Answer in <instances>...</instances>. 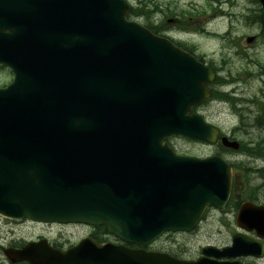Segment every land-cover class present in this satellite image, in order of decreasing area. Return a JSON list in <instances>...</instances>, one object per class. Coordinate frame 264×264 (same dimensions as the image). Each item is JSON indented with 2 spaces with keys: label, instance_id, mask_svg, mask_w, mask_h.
I'll return each instance as SVG.
<instances>
[{
  "label": "water",
  "instance_id": "1",
  "mask_svg": "<svg viewBox=\"0 0 264 264\" xmlns=\"http://www.w3.org/2000/svg\"><path fill=\"white\" fill-rule=\"evenodd\" d=\"M128 9L123 0H0V63L14 74L0 90V215L105 225L143 245L225 204L220 159L177 157L162 144L171 135L213 142L217 132L186 115L212 74L126 21ZM249 214L264 235V213L243 208L239 222ZM29 247L6 254L31 264H219L88 240L38 257Z\"/></svg>",
  "mask_w": 264,
  "mask_h": 264
},
{
  "label": "rangeland",
  "instance_id": "2",
  "mask_svg": "<svg viewBox=\"0 0 264 264\" xmlns=\"http://www.w3.org/2000/svg\"><path fill=\"white\" fill-rule=\"evenodd\" d=\"M133 8L141 5L148 6V9L154 10L157 5L159 9L183 14L182 18L175 15L163 20L165 25L171 29L165 33L182 46L195 50L198 56H201L205 62L218 71V76L223 80L234 82L225 84L220 88L221 92L236 88L235 96L239 98L234 104L235 107H248L254 111L255 116H259L260 111H264V21L253 22L248 18L256 15L257 6L250 3V0H126ZM215 11L214 14H212ZM221 13L214 18L216 14ZM212 14V15H210ZM163 15H156L152 21L157 24ZM180 17V16H179ZM214 18V19H212ZM144 17L135 19L136 22L144 25ZM172 19V23L167 24V20ZM183 20V21H182ZM179 28V29H178ZM204 28L211 37L202 31ZM249 36L257 37V41L248 46L245 39ZM12 80L11 73L0 67V87L9 84ZM231 97L234 94H230ZM233 105L229 103H211L204 108L209 120L218 123L225 131L231 132L232 126L238 127L236 133L237 140L240 143L247 142L250 138L254 139L258 135H264V130L245 131L249 123L245 122L239 125V120L230 114ZM244 116V113H242ZM242 131V132H240ZM178 155L204 157L212 153L205 147L196 146L193 143L184 140L181 137H172L169 141ZM201 145V144H200ZM264 156V153L260 154ZM233 158L243 160L245 163H255L258 169L264 167L262 157H252L246 159L243 156L235 155ZM218 219L213 218L208 223H203L199 228V234L196 237L189 238L185 234H178L163 237L156 248L161 251L196 254L200 246L212 244L222 246L227 243V232L219 226ZM232 226V224H230ZM33 230L24 227L17 228L14 225L6 224L0 217V244L7 246L12 239L26 238L34 236L44 231L30 225ZM63 229L57 227L48 234L54 235L60 231V235H71ZM76 235L82 236L87 233L84 228H76ZM27 230V231H26ZM68 231V230H67ZM74 232V231H72ZM218 232L219 235L216 233ZM1 259V258H0Z\"/></svg>",
  "mask_w": 264,
  "mask_h": 264
},
{
  "label": "flooded vegetation",
  "instance_id": "3",
  "mask_svg": "<svg viewBox=\"0 0 264 264\" xmlns=\"http://www.w3.org/2000/svg\"><path fill=\"white\" fill-rule=\"evenodd\" d=\"M186 52L193 55L195 58H197L199 61L202 59L197 57L194 53V51L190 48L185 47ZM224 84L216 83V79L213 83V85L209 86V89L212 91L214 89L220 90V88ZM214 97V100H219L218 97L212 92V98ZM242 113H244V116H242ZM236 117L239 120V125L245 122L249 123V127H252L251 129L247 128L245 131L250 130H264V119L259 120L255 115L254 111L252 113V110L250 108H242L237 111ZM206 119L205 121L218 127L220 130V125L217 123L211 121L208 119V117L204 116ZM235 131H238V127H235ZM242 132V131H240ZM255 140H259L261 143V146L264 149V135H258L255 137ZM222 155H224L225 160L228 162L230 167L233 170V177H232V183H231V201L230 204H228V207L226 210L228 212H231L230 215H226V210L223 212L218 213L220 216L222 215L223 218L228 217H236V213L239 211L240 207L244 203H252L257 206L264 207V168L259 170L257 165H253L255 163H245L242 161H239L237 158L231 157L233 154L230 151H223L221 152ZM262 159L264 161V156H262ZM211 214H215V211H211ZM15 224H29L28 222H14ZM104 234V231L101 228H91L90 232L87 233L85 237H74V236H31L27 238H20L17 239L16 242H14L12 245H10L13 248L19 249L22 246L26 244H39L42 242H46L49 247L52 249H58V250H67L74 246H76L80 241H82L84 238L91 239L97 243H103L105 241H112V239L109 238L106 234ZM101 235V236H99ZM247 237H253L255 236L253 233H249L246 235ZM264 244V241H263ZM240 261L244 264H255V260L252 258H242ZM19 264H28V263H19Z\"/></svg>",
  "mask_w": 264,
  "mask_h": 264
},
{
  "label": "trees",
  "instance_id": "4",
  "mask_svg": "<svg viewBox=\"0 0 264 264\" xmlns=\"http://www.w3.org/2000/svg\"><path fill=\"white\" fill-rule=\"evenodd\" d=\"M146 5V4H145ZM145 5H141L140 7L134 8L132 10H130V12L128 13L127 18L130 20L136 19V18H141L144 17V22H145V26L147 29H149L151 32L157 34L158 28L154 25V23L151 21L152 19V15L154 13H157L159 10V7L157 5L153 6L155 9H148V6ZM169 15H175L174 11H170L169 13H167ZM180 18H182L183 14H179ZM183 21V20H182Z\"/></svg>",
  "mask_w": 264,
  "mask_h": 264
},
{
  "label": "bare ground",
  "instance_id": "5",
  "mask_svg": "<svg viewBox=\"0 0 264 264\" xmlns=\"http://www.w3.org/2000/svg\"><path fill=\"white\" fill-rule=\"evenodd\" d=\"M210 186V180L206 179L205 182H204V187L208 190H210L211 188L209 187ZM212 190V189H211Z\"/></svg>",
  "mask_w": 264,
  "mask_h": 264
}]
</instances>
